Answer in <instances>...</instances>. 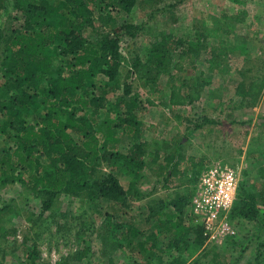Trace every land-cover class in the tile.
Wrapping results in <instances>:
<instances>
[{"label": "trees", "instance_id": "trees-1", "mask_svg": "<svg viewBox=\"0 0 264 264\" xmlns=\"http://www.w3.org/2000/svg\"><path fill=\"white\" fill-rule=\"evenodd\" d=\"M140 1L0 0V10H8L11 4L21 14L20 24L18 18L9 16L7 26L0 27V112L5 118L1 131L7 127L14 132V145L0 147V188L21 183L44 197L45 211L52 210L62 195L81 202L106 199L129 209L142 197L137 186L146 158L153 156L154 162H159V151L164 149V160L159 162L162 189L170 190L178 182V190L169 196L171 211L166 209L163 198L148 203L149 218L157 219L158 232L168 239L162 251L181 253L174 263L187 264L183 248L187 249L189 241L198 247L205 241L203 228L193 216H187L189 223L184 220V209L191 205L204 170L192 162L189 176L190 167L183 168L186 158L178 145L176 150L167 152V144L160 147L156 141L150 150V144L143 139L145 127L139 118L143 107L140 95L133 92V83L149 87L154 91L150 90L152 95L160 93L162 76L183 73L187 61L208 46L200 37L191 45L182 37L163 34L148 45L144 57L137 55L128 61L123 56L122 43L126 39L134 41L146 28L144 24L121 23L118 15L131 14ZM151 1L156 13L173 7L158 8L161 0ZM174 58L177 62L172 64ZM217 69L224 72L221 62L214 68L216 72ZM241 75L243 81L238 83L236 94L254 106L263 96L264 77L249 79L243 72ZM101 80L103 86H98ZM210 83L197 80L186 90L184 83L175 84L171 87L169 107L193 104L200 99L201 89ZM148 103L153 105L151 100ZM124 171L130 178L126 187L121 183ZM258 173L262 183L254 184L249 192L241 183L229 215L231 221L255 226V232L241 234L242 240L259 239L255 258L246 264H264V166ZM10 214L11 209L6 208L1 219ZM102 227V242L107 245L110 241L112 250L122 247L119 236L129 239L128 246L132 247V241L140 235L136 227L125 231L118 225L123 231L120 235L109 222ZM147 242L151 247L155 245ZM137 245L141 258L133 264H152L149 257L142 255L146 246L140 242ZM87 250L76 255L74 264L91 258ZM232 261L239 264V260ZM60 264L72 263L64 260ZM190 264L231 263L215 246Z\"/></svg>", "mask_w": 264, "mask_h": 264}, {"label": "rangeland", "instance_id": "rangeland-1", "mask_svg": "<svg viewBox=\"0 0 264 264\" xmlns=\"http://www.w3.org/2000/svg\"><path fill=\"white\" fill-rule=\"evenodd\" d=\"M157 6L173 7L156 13L151 0H141L131 14L118 15L121 23L144 24L146 28L134 41L126 39L122 43V53L128 61L137 55L144 57L148 45L163 34L182 37L191 45L196 43V37H200L208 47L187 61L183 73L162 76L160 93L152 95L149 87L133 83V92L140 95L143 107L139 114L145 127L143 139L150 144V150L156 141L160 147L167 144V152L176 150L178 145L186 158L183 168L190 167L189 176L192 175V162L199 164L201 170L216 163L232 165L238 170L244 188L251 191L254 184L262 183L258 172L264 166V92L253 106L237 96L236 88L243 81L241 72L249 79L264 77V0H161ZM9 16L18 18L17 22L21 23V14L10 4L8 10H0L1 28L7 26ZM176 62L174 58L172 64ZM219 62L224 72L214 70ZM197 80L211 82L201 89L198 101L175 109L169 107L172 86L184 83L186 90L196 85ZM103 82L99 81L98 86H103ZM176 116L181 118L178 120ZM200 123H204V127L196 129ZM4 124L5 118L0 112V147L11 148L14 132L7 127L2 132ZM164 153V149H160L159 162H163ZM146 162L137 186L142 197L131 203L129 209L106 199L81 202L78 198L62 195L52 210L45 211L44 197L21 183L0 188V264H60L64 260L74 264L76 255L87 248L91 258L79 264H88L87 260L89 264H133L135 259L141 258L138 242L146 246L142 255L149 257L152 264H175L181 253L162 251L168 239L158 232L157 219L149 218L147 204L163 198L166 209L171 211L169 196L178 190V182L173 183L170 190L162 189L160 163L154 162L153 156L147 157ZM124 176L121 183L126 187L130 180L127 171ZM6 208L11 209V214L1 219ZM184 212L183 218L189 223L187 216L192 217L191 205ZM107 222L119 235L123 231L118 225L125 231L136 227L140 235L132 241V247L128 246L129 239L119 236L122 247L112 250L110 241L105 245L100 237L102 226ZM233 222L238 234L222 246L207 245L203 234L204 245L198 247L189 241L192 234H188L187 249L183 248L186 263L199 260L201 254L209 253L215 246L225 254L228 263L232 264L233 259L239 260V264L252 261L259 239L242 240L241 234L255 232V226L247 225L245 221ZM148 240L155 245L151 247ZM262 240L264 242V232ZM244 249L246 253H243Z\"/></svg>", "mask_w": 264, "mask_h": 264}, {"label": "built area", "instance_id": "built-area-1", "mask_svg": "<svg viewBox=\"0 0 264 264\" xmlns=\"http://www.w3.org/2000/svg\"><path fill=\"white\" fill-rule=\"evenodd\" d=\"M238 170L226 163L205 169L196 185L191 203L195 223L203 228L207 245L222 246L237 236L236 224L229 215L240 187Z\"/></svg>", "mask_w": 264, "mask_h": 264}]
</instances>
